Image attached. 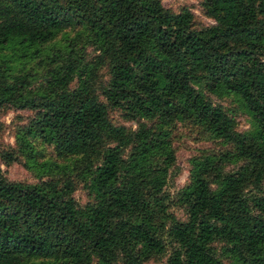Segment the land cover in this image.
Wrapping results in <instances>:
<instances>
[{
    "label": "trees",
    "instance_id": "obj_1",
    "mask_svg": "<svg viewBox=\"0 0 264 264\" xmlns=\"http://www.w3.org/2000/svg\"><path fill=\"white\" fill-rule=\"evenodd\" d=\"M200 4L212 22L195 28L188 7L161 0H0V106L34 110L20 144L37 139L65 160L60 185L0 173V264H143L166 243L161 264H222L218 254L264 264V195L245 190L264 174V0ZM65 29L76 37L45 45ZM83 32L86 60L75 47ZM196 85L237 95L249 128L237 130ZM108 105L136 127L113 122ZM141 118L162 129L190 120L230 145L192 158L176 192L183 218L162 192L169 134ZM0 159L15 153L0 149ZM223 161L238 164L223 171ZM69 166L87 178L92 199L81 206Z\"/></svg>",
    "mask_w": 264,
    "mask_h": 264
},
{
    "label": "rangeland",
    "instance_id": "obj_2",
    "mask_svg": "<svg viewBox=\"0 0 264 264\" xmlns=\"http://www.w3.org/2000/svg\"><path fill=\"white\" fill-rule=\"evenodd\" d=\"M162 4L172 11H178L181 7L186 6L192 12L191 26L201 27L212 22V18L205 14L201 7L200 0H161ZM81 38L76 40V50L78 55L86 60L89 59L94 52L93 48L86 44ZM76 37L74 30L65 29L56 33L53 40L46 43L61 44L65 38ZM107 74L103 68L98 71V80L105 81ZM75 84V79L70 82V85ZM206 98L215 104H219L223 110L233 118L234 126L237 130L243 131L250 126V115L244 110L240 98L228 92H212L200 85H196ZM98 91V90H97ZM100 99L103 97L99 94ZM108 116L115 123L125 125L129 129L136 127V121L129 119L121 114L119 108L108 105ZM35 115V111L28 108H14L11 106H0V149L11 150L15 153V159L10 162H5L0 159V173L4 178L15 181L34 182L38 180H57L58 184H62L64 176L60 169V163H64L61 157L55 155L48 144H43L37 139H31L23 146L20 144L19 135L22 132V126L28 124L30 119ZM147 126L154 129L166 130L169 134V142L173 151V160L167 166L165 182L162 186V192L168 197V209L176 218L185 216L184 207L175 201L176 192L179 187L187 182L191 160L194 157L207 154H219L230 147L226 142L221 141L217 137L210 136L201 126L192 123L190 120H176L174 123L159 128L157 121L154 118H141ZM29 144H32L35 154V159L38 163H31L28 159L27 151ZM46 160V163H41ZM238 162L223 161L221 169L223 171L233 169ZM67 177L71 178L72 188L69 194L75 199L76 203L81 206L85 202L92 199V195L87 187V178H82L77 175L76 170L69 168L65 169ZM212 172L206 176L211 179ZM245 190L249 194L264 195V174L257 186L247 184ZM165 238V234H162ZM221 242H215L216 248H219ZM169 245L166 243L164 252L148 257L143 264H161L169 252ZM218 254V251H216ZM222 264H233L228 257L218 254ZM94 264V263H92Z\"/></svg>",
    "mask_w": 264,
    "mask_h": 264
}]
</instances>
